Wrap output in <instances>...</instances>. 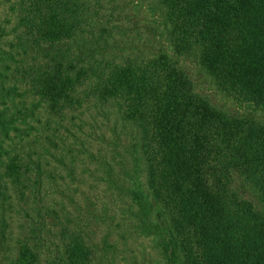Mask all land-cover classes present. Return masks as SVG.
I'll return each mask as SVG.
<instances>
[{
  "label": "trees",
  "instance_id": "16d2710c",
  "mask_svg": "<svg viewBox=\"0 0 264 264\" xmlns=\"http://www.w3.org/2000/svg\"><path fill=\"white\" fill-rule=\"evenodd\" d=\"M3 1L11 24L0 25V166L28 217L55 211L44 204L43 159L31 152L36 128L27 120L40 123L44 105L64 115L96 104L113 117L112 156L131 178L143 176L162 209L166 264H264V218L232 189L242 174L264 193V124L213 106L166 53L124 52L100 0ZM151 2L177 55L193 58L220 92L264 108V0ZM4 58L17 64L10 85ZM12 133L17 154L4 146ZM128 195L144 201L136 185ZM71 226L60 232L57 264H89L93 249ZM21 246L17 264H35L36 253Z\"/></svg>",
  "mask_w": 264,
  "mask_h": 264
},
{
  "label": "rangeland",
  "instance_id": "374dc122",
  "mask_svg": "<svg viewBox=\"0 0 264 264\" xmlns=\"http://www.w3.org/2000/svg\"><path fill=\"white\" fill-rule=\"evenodd\" d=\"M100 3L106 15L103 19L110 16L104 23L114 28L113 37L125 47L124 52L166 53L191 80L194 91L213 106L230 116L264 124L263 107L220 92L193 58L172 50L151 0H100ZM6 8L7 4L0 0V25L8 29L11 20L6 17ZM12 55L17 62L16 54ZM4 65L10 67L7 85L17 82V64L5 59ZM30 99L26 97V101ZM104 110L110 111L84 103L64 115H54L44 105L36 112L40 123L27 120L36 128L28 139L30 149L35 150L31 152L39 153L43 159L44 204L56 213L41 212L43 219L39 221L35 213H29V218L16 190L2 177L0 166V264H17L23 244L36 253L35 264H57L64 251L58 240L60 232L72 228L71 225L80 228L81 236L86 237L83 239L93 249L89 264H166L160 247L166 226L162 209L147 193L143 176L136 174L131 178L128 164L119 165L120 157L112 156L111 148L118 141L112 133L113 117L103 118ZM11 137L12 143L5 142L4 146L17 154V135L12 133ZM55 154L63 156L62 163L50 159L49 155ZM109 174L114 182H110ZM117 183L122 187L120 190L116 189ZM135 185L143 193V202H135L128 195ZM232 189L264 218V193L259 187L244 175L235 174ZM64 208L66 211L60 212Z\"/></svg>",
  "mask_w": 264,
  "mask_h": 264
}]
</instances>
